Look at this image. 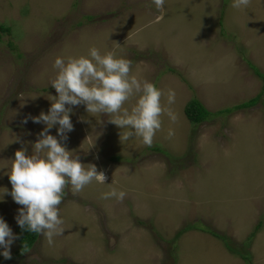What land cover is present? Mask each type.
Listing matches in <instances>:
<instances>
[{"label":"rangeland","instance_id":"rangeland-1","mask_svg":"<svg viewBox=\"0 0 264 264\" xmlns=\"http://www.w3.org/2000/svg\"><path fill=\"white\" fill-rule=\"evenodd\" d=\"M231 4L165 0L161 12L152 0H0V25L8 27L0 31V191H11L6 172L22 147L15 136L30 154L45 127L22 120L47 114L57 57L87 56L91 47L115 51L162 90V103L177 116L174 123L162 118L149 147L137 137L120 141L127 129L74 106L64 143L81 163L104 171L106 183L75 195L66 190L64 233L52 246L38 234L22 254L15 240L12 258L0 255V264H264V0L243 10ZM253 96L254 105L234 107ZM191 98L209 112L231 110L193 124L183 113ZM111 187L126 192L122 202L101 198ZM20 207L8 194L0 199V218L12 232ZM185 224L204 236L186 230L172 241Z\"/></svg>","mask_w":264,"mask_h":264},{"label":"clouds","instance_id":"clouds-1","mask_svg":"<svg viewBox=\"0 0 264 264\" xmlns=\"http://www.w3.org/2000/svg\"><path fill=\"white\" fill-rule=\"evenodd\" d=\"M158 10L163 12L165 0H152ZM251 0H232L231 7L246 9ZM56 74L50 81L56 95H49L51 105L47 114L28 116L34 123L45 127L31 144V153L25 142L15 136L13 141L21 143L6 172L11 191L2 188L4 194L11 196L20 205L16 223L24 232L43 236L48 245L54 244L55 237L64 233V220L59 206L66 190L73 195L81 192L94 181L106 183L107 175L99 171L95 164H84L75 151L67 149V133L74 130L70 115L74 106L84 105L90 116L107 115L109 122L119 129H127L119 134L120 141L132 137L139 138L146 146H151L156 133L162 130L163 117L171 122L177 119L170 107L162 103L164 93L153 83L141 80L132 73L131 61L118 57L115 51L101 54L96 47L89 49L87 56L57 57L53 64ZM176 93L169 89L167 104L175 103ZM132 101L130 108L125 104ZM56 127L57 135L49 134ZM174 131L169 128L168 137ZM59 137V139L57 138ZM12 141V142H13ZM126 192L116 187L101 194L102 199H115L122 202ZM17 239L8 224L0 218V252L5 259H11V245Z\"/></svg>","mask_w":264,"mask_h":264},{"label":"trees","instance_id":"trees-1","mask_svg":"<svg viewBox=\"0 0 264 264\" xmlns=\"http://www.w3.org/2000/svg\"><path fill=\"white\" fill-rule=\"evenodd\" d=\"M8 27H5V25H0V31H7ZM257 100V96H254L250 99H248L247 101H244L242 103H239L237 105H235V108H241V107H249L251 105L255 104V101ZM231 109H220V110H216L213 112H209L197 99L195 98H191L183 107V113L186 117V119L195 124L198 122H201L202 120H206L209 116L220 113V112H228ZM152 149L155 150H159L158 147H152ZM113 160H117L118 157L117 156H113L111 157ZM259 222L254 226L253 231L250 233V236L253 235L254 231L257 230V228L259 227ZM191 225L185 224L183 225L180 229H178L172 236V241H174L176 238L179 237V235L188 230L191 229ZM206 229V228H205ZM207 232H209L212 236L216 237L217 239H219L223 246L232 254H236L239 255L242 259H246L248 258L246 252L244 251V249L236 247L231 240L224 236L223 234L217 233L215 231H211L210 229H206ZM13 233L17 236L16 242H17V248H16V252L19 254H22L24 252H26L27 250H29L31 248V246L33 245V243L35 242V240L37 239V235L35 233H31V232H24L22 231V229L19 227L18 224H16V226L13 229ZM244 245V243H243Z\"/></svg>","mask_w":264,"mask_h":264},{"label":"crops","instance_id":"crops-1","mask_svg":"<svg viewBox=\"0 0 264 264\" xmlns=\"http://www.w3.org/2000/svg\"><path fill=\"white\" fill-rule=\"evenodd\" d=\"M254 97V96H253ZM252 98V97H251ZM206 108V107H205ZM207 109V108H206ZM208 110V109H207ZM216 111V110H215ZM187 233L189 234V236H192V235H198L199 237L201 236H204L203 234L201 233H198L196 231H193V230H188Z\"/></svg>","mask_w":264,"mask_h":264}]
</instances>
